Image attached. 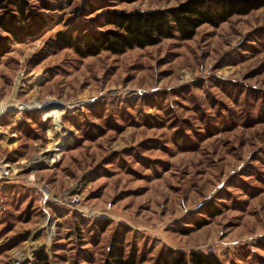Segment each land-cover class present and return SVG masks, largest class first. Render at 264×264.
Returning <instances> with one entry per match:
<instances>
[{"label":"rangeland","instance_id":"1","mask_svg":"<svg viewBox=\"0 0 264 264\" xmlns=\"http://www.w3.org/2000/svg\"><path fill=\"white\" fill-rule=\"evenodd\" d=\"M24 1L40 22L0 55V264H104L115 236L135 264H264V0L85 57L55 33L185 0Z\"/></svg>","mask_w":264,"mask_h":264},{"label":"trees","instance_id":"2","mask_svg":"<svg viewBox=\"0 0 264 264\" xmlns=\"http://www.w3.org/2000/svg\"><path fill=\"white\" fill-rule=\"evenodd\" d=\"M243 3L239 4L237 0H185L167 9L129 12L107 9L96 21L102 30L89 28L75 33L58 31L52 44L56 48H70L78 56L85 57L100 51L120 54L127 49L154 45L167 38L186 40L191 38L195 29L203 23L214 25L230 15L244 12L247 7ZM5 6L9 7L0 15V29L7 35L0 36V55L6 51L11 40H20L29 33L30 26L40 22L37 15L26 10L24 0H7ZM204 212L213 215L216 211L207 207ZM107 257L104 264H135L133 253L123 255L121 239L116 236ZM36 264H47L44 255L38 258ZM155 264L221 262L211 253L190 252L187 259L182 255L160 254Z\"/></svg>","mask_w":264,"mask_h":264},{"label":"bare ground","instance_id":"3","mask_svg":"<svg viewBox=\"0 0 264 264\" xmlns=\"http://www.w3.org/2000/svg\"><path fill=\"white\" fill-rule=\"evenodd\" d=\"M63 108L59 109V108H51L49 111H47L46 113H48L49 116L54 117L55 121L59 122V117L62 115L63 112ZM55 122V123H56ZM58 124V123H57ZM66 135V134H65Z\"/></svg>","mask_w":264,"mask_h":264}]
</instances>
